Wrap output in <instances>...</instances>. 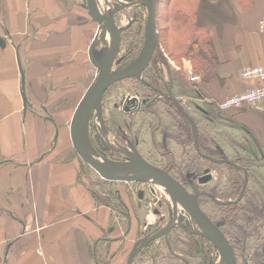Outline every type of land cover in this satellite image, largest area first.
I'll return each instance as SVG.
<instances>
[{
	"label": "crops",
	"instance_id": "1",
	"mask_svg": "<svg viewBox=\"0 0 264 264\" xmlns=\"http://www.w3.org/2000/svg\"><path fill=\"white\" fill-rule=\"evenodd\" d=\"M262 17L264 0H202L197 22L210 39L213 75L202 78L188 58L170 60V102L148 82L135 93L151 104L133 125L119 124L141 157L149 140L154 165L203 192L200 203L215 209L209 216L246 264L264 256V104L223 111L218 103L262 83L240 75L264 64ZM98 30L85 0H0V264H128L130 256L140 264L143 245L159 234L138 233L131 200H122L132 208L125 215L97 199L70 146L72 114L98 73L88 55ZM242 205L247 215L224 214Z\"/></svg>",
	"mask_w": 264,
	"mask_h": 264
},
{
	"label": "rangeland",
	"instance_id": "2",
	"mask_svg": "<svg viewBox=\"0 0 264 264\" xmlns=\"http://www.w3.org/2000/svg\"><path fill=\"white\" fill-rule=\"evenodd\" d=\"M96 1H99L100 5H103V8H105V11H103L104 14L113 15L116 25L119 29H121L119 47L113 65V71H117L134 60L141 51L146 29V6L144 0H95V2ZM167 1L168 0H157L156 3L155 57H163L164 62L159 60L156 64H154L153 61H150L149 65L140 73L139 78L133 77L132 79H124L115 82L111 85V87H109V89H107L106 94L100 101L98 107L94 110L93 114L95 115L92 116L90 124L87 127L86 139L88 140L89 145L93 148L96 156L95 159L101 161L136 160V155L131 150V148L133 149L134 144L132 139L129 137L130 134H127L126 136L124 131H122V126H119L120 123L123 124L125 120H129V117L125 118L123 111V103L127 98L126 93H132L135 95L136 90H140L142 87H145V85H143V81H155L159 89V93L161 94L159 98L160 102L164 101V99H168L167 89L169 86L172 87L170 84V81H172L170 69L173 68V64L181 66V58L183 56L176 50H170V53L163 54V56H161L162 46L166 45L167 47L171 46L172 48V37L175 39L178 37L179 40L181 37L180 33L173 34V31H169V23L171 19L168 13V7H165ZM201 1L202 0H198V10ZM134 22H136L134 27L136 28L137 33L135 35H130L131 38L129 35L123 38L122 33L124 30L130 28ZM99 35L100 34H98V36ZM99 37V44L95 50L99 55H103L109 48L110 36H105L103 38V35H100ZM170 60L174 61L173 64L170 63ZM190 63L192 65V62ZM153 67L155 69V74H158L157 77L154 76ZM180 72H182V74L184 73L182 70H180ZM182 74L180 73V75ZM241 78L243 77L241 76ZM144 96L150 97V95ZM183 101L184 100L182 99H178L181 106H185L186 104V102ZM137 116L138 115L134 114L131 117V125L134 124ZM102 119H104V121ZM95 135L97 138H95ZM124 136L127 137L125 142L121 139V137L123 138ZM126 142H128V144H126ZM70 146L72 147V144ZM72 150L78 157L73 147ZM138 152L142 155V157H144V159H146V161L152 164L155 163V159L150 158L152 148L149 140H146L144 149L142 151L138 150ZM164 159L167 158L164 157ZM79 160L82 166V173L87 176L88 183L92 187V190H94L97 199L114 205L118 211L120 210L125 212H129L131 207L125 208L122 200H124V198L131 200L134 205H137L135 212H139V215L134 212L140 222V231H138V233L143 237L159 233L154 235L155 237L153 239H150L145 245H143L142 250H144V253L137 257L136 260H138V263L203 264V256L188 259L185 254H182L179 250L174 249L170 245V234L168 231H164V228L169 223H180L194 231L201 230L199 225L190 215L186 206L174 195H172V193L167 191L162 185L148 180H105L100 177L98 173L95 172L88 164L80 158ZM244 167L246 168L247 166L245 165ZM239 172L241 173L240 178H243V170ZM127 173L130 175L129 177L139 175L138 172ZM248 194L249 192L246 191V196ZM241 203L247 204V198L245 196ZM200 206L207 215H209L211 211L213 212L215 210L212 206L202 204V202L200 203ZM234 210H237L239 213L245 215H247L245 212L248 211L245 205L238 206L237 208H234ZM219 211L220 210H218V212ZM229 213L230 212H224V214L228 215ZM221 215H223V213H218L213 217L218 219ZM140 240L141 239H137L136 243ZM203 251L209 264H224L219 252L209 241L204 243ZM256 260L260 262L259 264H264V256H261L259 259L256 258ZM237 261L238 264H243L240 254L238 255Z\"/></svg>",
	"mask_w": 264,
	"mask_h": 264
},
{
	"label": "water",
	"instance_id": "3",
	"mask_svg": "<svg viewBox=\"0 0 264 264\" xmlns=\"http://www.w3.org/2000/svg\"><path fill=\"white\" fill-rule=\"evenodd\" d=\"M86 8L90 16L98 23L99 27H107L110 33V45L101 57H96L94 48L99 43V38L95 37L88 48V55L98 73L92 85L86 90L78 104L76 105L69 124V136L72 147L78 157L88 164L100 177L105 180L115 181H153L162 185L167 191L172 193L181 203H183L194 221L201 230L197 233L206 238L219 252L224 264H237V259L232 245L227 240L220 228L212 222L209 216L200 208L198 197L200 193H190L184 185L170 175L166 170L152 165L139 154L136 160H110L101 161L90 157L83 149L82 144L86 139L88 120L90 115L98 107L106 89L115 82L131 77L139 78L140 73L149 65L156 46V3L157 0H144L147 18L144 41L139 55L125 65L123 68L113 71V65L117 50L121 29L115 23L113 15H106L100 12L94 0H85ZM21 75V96L26 103V95L23 89L24 72L19 67ZM144 82V81H143ZM193 130L194 124L192 123ZM195 133V130H194ZM127 172H138V176L129 177L123 175ZM172 223H169L164 231L170 230ZM157 235V234H156ZM153 236L150 239H153ZM148 239L147 241H149ZM131 257V256H130ZM130 257L128 264H130Z\"/></svg>",
	"mask_w": 264,
	"mask_h": 264
},
{
	"label": "trees",
	"instance_id": "4",
	"mask_svg": "<svg viewBox=\"0 0 264 264\" xmlns=\"http://www.w3.org/2000/svg\"><path fill=\"white\" fill-rule=\"evenodd\" d=\"M168 0L165 7H168L170 15L169 31L173 34L180 33L178 37H172V48L166 45L161 47L162 55L170 53V50L178 51L183 57L193 62L194 70L200 74L202 78L208 79L213 75L214 61L212 58V49L210 48V39L207 35L206 26L197 22L198 0ZM167 13V12H166ZM132 23L130 28H125L123 38L127 35H135L137 33ZM140 31V30H139ZM158 37V36H157ZM131 38V37H130ZM154 50L151 62L156 64L159 60L164 62V58L156 56ZM202 151H206L201 140L198 141ZM97 197V196H96ZM169 239L174 249L185 254L187 258L195 257L203 250L204 242L202 237L196 232H188L186 229L178 226H171L169 230ZM207 242V241H206Z\"/></svg>",
	"mask_w": 264,
	"mask_h": 264
},
{
	"label": "flooded vegetation",
	"instance_id": "5",
	"mask_svg": "<svg viewBox=\"0 0 264 264\" xmlns=\"http://www.w3.org/2000/svg\"><path fill=\"white\" fill-rule=\"evenodd\" d=\"M153 72H154V76L155 77H157L158 76V74L156 75L155 74V69H154V67H153ZM150 83V86H152L153 88H157L158 89V87H157V85H156V83H155V81H150L149 82ZM143 88H146L147 89V87H143ZM143 88H141V90L139 91V90H137L138 92H139V95H141L140 93H142L143 92ZM168 89H171V87L169 86V88ZM167 89V90H168ZM149 93L151 94L152 93V95H154V94H156V90L155 89H152V90H149ZM159 93V92H158ZM137 94L138 93H136L135 95H133V94H127V98L125 99V101H124V103H123V109H125V111L126 112H129L130 114H134L136 111H139V110H141L142 108H144L145 106H146V104H147V102H149V104H151V102H152V97H149V96H142V100L143 101H140V99L138 98V96H137ZM147 100V101H146ZM167 100H169V99H167ZM167 100L166 99H164V101H165V103H167ZM163 101V102H164ZM126 122H127V124L126 125H131V119H129V120H125ZM124 121V122H125ZM126 136H127V134H125ZM126 136H124L123 138L121 137V139L125 142L126 141ZM130 138H131V136H129ZM95 138H97V136L95 135ZM132 139V138H131ZM166 138H164L163 137V141L165 140ZM132 141H133V144H134V140L132 139ZM126 144H128V142H126ZM131 148V147H130ZM130 150V149H129ZM131 150L133 151V153L134 154H137V150H136V147H135V144H134V146H133V149L131 148ZM162 157L164 158V157H166L167 158V160H168V157H169V152H164L163 154H162ZM169 163H171V164H167L166 165V167H169V166H171L172 168H175L176 170H181L180 168L179 169H177L175 166H172V162H169ZM152 164V163H151ZM154 165V164H153ZM156 166V165H155ZM158 167V166H157ZM159 168H161V167H159ZM161 169H164V170H166V168L165 167H163V168H161ZM167 171V170H166ZM168 172V171H167ZM169 173V172H168ZM170 174V173H169ZM170 175H172V174H170ZM173 176V175H172ZM174 177V176H173ZM175 178V177H174ZM175 179H177V178H175ZM178 180V179H177ZM178 181H180V180H178ZM181 182V181H180ZM183 185H184V187L186 188V190L188 191V192H190V193H195V192H198V193H200V195L203 193V192H201V190H199L198 188H197V186L196 185H194V184H192V183H190V182H181ZM200 195H199V197H198V203H199V206H200ZM200 208H201V206H200ZM234 208H237V207H234ZM234 208H231V212L229 213V216H231L233 213H237V210H234ZM202 209V208H201ZM248 211H250V210H248ZM227 212H229V211H227ZM123 213L125 214V215H128V213L129 212H125V211H123ZM246 213V212H245ZM247 214H248V212H247ZM228 215V214H227ZM209 216V215H208ZM219 217H221V216H219ZM209 218L212 220V222H214L219 228H220V230L223 232V234L225 235V237L227 238V240L230 242V240H229V238L227 237V235L225 234V232L222 230V228L220 227V225L219 224H217L216 223V221L217 220H214L213 218H211V216H209ZM171 226H180V227H182V228H184V229H186L188 232H198L199 230H190L189 229V227H187V226H185V225H182V224H180V223H172L171 224ZM170 232V231H169ZM200 235V234H199ZM201 236V235H200ZM202 237V239H203V242L204 243H206V241H208L206 238H204L203 236H201ZM169 241H170V239H169ZM230 244H231V242H230ZM170 245H171V242H170ZM232 245V244H231ZM172 246V245H171ZM233 247V246H232ZM233 250H234V248H233ZM235 252V251H234ZM235 255H236V259H238V256H237V254L235 253ZM199 256H203V264H209V262L207 261V259H206V256L204 255V251L202 250V252L200 253V254H198V255H196L195 257H190V258H188V259H194V258H197V257H199ZM240 258H241V260H242V262H243V264H246V261L242 258V256L240 255ZM238 262V261H237Z\"/></svg>",
	"mask_w": 264,
	"mask_h": 264
},
{
	"label": "built area",
	"instance_id": "6",
	"mask_svg": "<svg viewBox=\"0 0 264 264\" xmlns=\"http://www.w3.org/2000/svg\"><path fill=\"white\" fill-rule=\"evenodd\" d=\"M259 24L264 26V17L260 18ZM240 75L244 79L258 80L262 83L256 84L242 93L225 98L218 104L221 110L264 104V64L246 67Z\"/></svg>",
	"mask_w": 264,
	"mask_h": 264
},
{
	"label": "bare ground",
	"instance_id": "7",
	"mask_svg": "<svg viewBox=\"0 0 264 264\" xmlns=\"http://www.w3.org/2000/svg\"><path fill=\"white\" fill-rule=\"evenodd\" d=\"M94 2H95V0H94ZM95 5H96L97 9H98L100 12L105 11V8H103V5H100L99 1H96V2H95ZM98 34L103 35V36H106V37L110 36L109 30H108L107 27H99ZM82 147H83L84 151H85L90 157H92V158H96L95 153H94V151H93V148L89 145L87 139L83 142ZM123 175H125V176H130V175H128V173H123Z\"/></svg>",
	"mask_w": 264,
	"mask_h": 264
}]
</instances>
